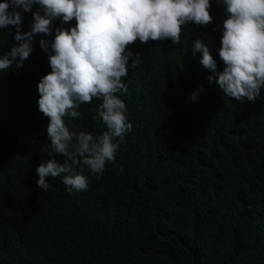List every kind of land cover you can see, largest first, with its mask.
<instances>
[{"label": "trees", "instance_id": "obj_1", "mask_svg": "<svg viewBox=\"0 0 264 264\" xmlns=\"http://www.w3.org/2000/svg\"><path fill=\"white\" fill-rule=\"evenodd\" d=\"M210 3L213 22L184 25L179 45L129 46L141 63L117 95L132 128L99 178L85 172L84 191H68L62 177L48 178V191L36 184L37 166L50 158L48 118L37 105L49 53L39 41L52 37L34 36L23 67L0 72V264H264V86L240 103L208 81L214 74L193 42L207 46L221 71L226 18ZM22 15L23 33L33 18ZM14 33L0 30V53L16 43ZM101 102L82 104L66 123L100 135Z\"/></svg>", "mask_w": 264, "mask_h": 264}, {"label": "clouds", "instance_id": "obj_2", "mask_svg": "<svg viewBox=\"0 0 264 264\" xmlns=\"http://www.w3.org/2000/svg\"><path fill=\"white\" fill-rule=\"evenodd\" d=\"M226 18L217 54L223 69L201 40L193 42V55L202 53L200 63L214 75L228 98L254 102L264 86V0H216ZM37 5L36 11H32ZM210 0H0V30L15 28L16 43L0 53V72L15 62L23 67L33 51L34 36L43 34L41 49L49 53L50 72L37 84L38 110L48 118L46 151L49 159L36 168V184L42 191L51 187L48 178L62 177L68 191L88 188V175L99 178L106 165L115 162L119 142H123L132 124L125 103L118 93L127 92L122 78L141 63L133 59L129 46L136 41L170 39L179 45L186 24L206 26L213 22ZM31 12V30L21 31L23 13ZM60 26L54 27L53 22ZM74 26L67 28L65 24ZM215 30V29H214ZM131 60V63L129 61ZM199 88L189 99L195 101ZM98 105V116L106 130L100 135L74 131L67 118L81 116L79 107ZM95 119V117H93ZM53 154L64 157L59 162ZM123 168L118 169V174Z\"/></svg>", "mask_w": 264, "mask_h": 264}]
</instances>
